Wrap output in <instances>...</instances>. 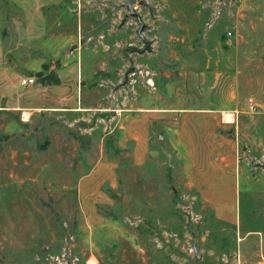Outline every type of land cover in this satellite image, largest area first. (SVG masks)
Returning a JSON list of instances; mask_svg holds the SVG:
<instances>
[{"label":"rangeland","instance_id":"rangeland-1","mask_svg":"<svg viewBox=\"0 0 264 264\" xmlns=\"http://www.w3.org/2000/svg\"><path fill=\"white\" fill-rule=\"evenodd\" d=\"M3 1L0 264L262 260L241 242L264 231V0H135L140 34L127 0H56L30 42ZM157 95L238 128L240 226L215 223L159 127L134 157L124 116Z\"/></svg>","mask_w":264,"mask_h":264},{"label":"crops","instance_id":"crops-1","mask_svg":"<svg viewBox=\"0 0 264 264\" xmlns=\"http://www.w3.org/2000/svg\"><path fill=\"white\" fill-rule=\"evenodd\" d=\"M8 1L12 5L13 21L23 24L14 28L13 39L25 42L40 39L46 29L45 10L55 6L56 0ZM5 5L6 3L0 0V39L3 38L2 25L8 15ZM20 18L23 21L19 22ZM2 53L0 45V55ZM73 85L77 86V82L74 81ZM147 100L152 102V105H148L147 102V106H142L139 110H129L124 116L128 123L126 132L136 143L134 157H139L141 160L145 158L146 152L149 153L150 150L149 143L154 131L152 129L159 127L164 135L158 136L160 145L164 139L163 142L168 145V150L174 153L180 163H184L182 166L190 168L188 184L196 189L201 199L211 204L215 223L240 226L237 203L240 194L238 128L231 122L222 121L223 110L220 109L180 113L176 108L168 107L166 100L158 95L155 102L153 99L147 98ZM101 109L103 110L104 107ZM230 129H234L233 134H226ZM253 215L259 216L258 212H253ZM248 238H252L250 240L260 250L259 258L262 259L251 264H262L264 231L247 232L241 242L243 248H248ZM242 264L248 263L242 259Z\"/></svg>","mask_w":264,"mask_h":264},{"label":"water","instance_id":"water-1","mask_svg":"<svg viewBox=\"0 0 264 264\" xmlns=\"http://www.w3.org/2000/svg\"><path fill=\"white\" fill-rule=\"evenodd\" d=\"M134 3H135V0H127L125 3V7L130 12V14L138 20V22L140 24V30H139V34H140V32L144 29V25L141 22V19L139 18V16H137L136 13L134 12V8H133ZM195 254H196V258L200 259V255H199L197 249H195Z\"/></svg>","mask_w":264,"mask_h":264},{"label":"built area","instance_id":"built-area-1","mask_svg":"<svg viewBox=\"0 0 264 264\" xmlns=\"http://www.w3.org/2000/svg\"><path fill=\"white\" fill-rule=\"evenodd\" d=\"M36 79L35 78H31V77H28V78H25L21 81V86H31V85H34L36 84ZM248 107H249V110L250 111H255L256 110V106L254 105L253 102H250L248 104Z\"/></svg>","mask_w":264,"mask_h":264}]
</instances>
